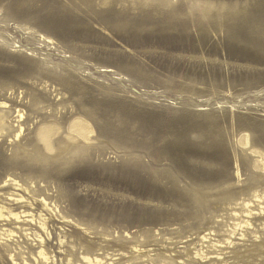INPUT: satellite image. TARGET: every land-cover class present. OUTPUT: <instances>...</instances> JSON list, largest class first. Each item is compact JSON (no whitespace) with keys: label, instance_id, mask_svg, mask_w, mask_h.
Masks as SVG:
<instances>
[{"label":"rangeland","instance_id":"374dc122","mask_svg":"<svg viewBox=\"0 0 264 264\" xmlns=\"http://www.w3.org/2000/svg\"><path fill=\"white\" fill-rule=\"evenodd\" d=\"M0 113V264H264V0H0Z\"/></svg>","mask_w":264,"mask_h":264},{"label":"bare ground","instance_id":"6f19581e","mask_svg":"<svg viewBox=\"0 0 264 264\" xmlns=\"http://www.w3.org/2000/svg\"><path fill=\"white\" fill-rule=\"evenodd\" d=\"M42 38H44L43 36H41ZM45 40V39H43ZM6 106V104H4ZM18 115L20 117L21 120H23L24 118V114H21V112L18 110ZM11 121L8 119V116H6L4 113H0V137H2L6 131L5 128L7 126H9L11 123ZM18 128L16 129L15 133H16V138H19L23 132V126L22 125H18ZM68 132H67V141L69 144H78L81 142H84L86 144H88L90 147L94 141V135L96 134L95 129L93 127V124H91V122L87 119L86 116H81L78 115L76 117H73V119L68 123V128H67ZM62 132V127L60 125H58V123H56L54 120H50L48 122H43L41 124V126L38 129L37 132V140L40 143H43L45 148L48 150V152H53V141L55 139H57L60 135V133ZM240 144L242 146L247 145V141L245 139L240 140ZM260 161L263 163L264 162V158L261 157ZM239 174V171H238ZM256 199H259V195H255ZM249 204H247L248 206ZM251 211H249L248 214L251 215ZM6 215L5 213L0 209V218H4ZM16 220L21 219L20 215H14ZM31 222H37V220L35 219L34 215H31ZM247 226H250L251 223L249 221H247L245 223ZM39 225L41 226L42 223L39 222ZM43 226V225H42ZM241 226V224L236 223L234 224V226L231 228V232L229 234V239H227V242H230L231 237L235 234L236 230ZM231 227V226H230ZM7 237L8 238H12L15 234V232L13 230H9L8 232H6ZM211 234H207L203 237L204 242H208L209 238L208 236H210ZM223 243L221 241H217V243H214L212 245V247L215 249L216 252H214L213 254H216V256L211 257L212 254H210L208 251H204V249L202 250L201 254L199 253V257L202 258L203 260H208V259H214L217 262H213L212 264H218V260H221V254L220 252H222V250L219 249V247H222ZM39 257L42 258V260H44L45 262H48L50 259L46 253L45 249H42L39 253ZM88 261V264H103L104 262L99 259L98 257H92V256H86L85 258Z\"/></svg>","mask_w":264,"mask_h":264}]
</instances>
